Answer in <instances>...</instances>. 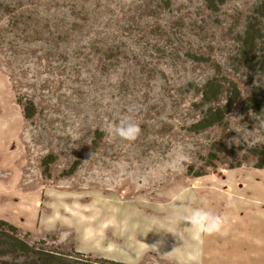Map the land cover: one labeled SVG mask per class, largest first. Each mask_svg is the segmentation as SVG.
<instances>
[{
	"label": "rangeland",
	"instance_id": "obj_1",
	"mask_svg": "<svg viewBox=\"0 0 264 264\" xmlns=\"http://www.w3.org/2000/svg\"><path fill=\"white\" fill-rule=\"evenodd\" d=\"M249 27L263 39L247 54ZM217 72L238 100L195 132ZM254 87L264 0H0V220L36 247L121 264H264L251 154L264 149V101L242 112ZM126 116L134 142L106 133ZM177 145L185 163L160 175ZM200 206L229 218L223 234L197 241L169 224Z\"/></svg>",
	"mask_w": 264,
	"mask_h": 264
},
{
	"label": "trees",
	"instance_id": "obj_2",
	"mask_svg": "<svg viewBox=\"0 0 264 264\" xmlns=\"http://www.w3.org/2000/svg\"><path fill=\"white\" fill-rule=\"evenodd\" d=\"M263 36L255 34L252 28L246 31L242 38V45L245 52L251 53ZM217 76L208 80L200 90L201 104L207 106L203 110L200 120L191 125L193 131L197 132L208 129L214 125L222 124L226 117L233 111V108L239 97V89L235 83L224 77V80ZM224 82H228L227 98L223 105L212 106V103L218 101L219 96L224 90ZM264 101V91L254 87L251 95L243 102L242 112L247 114ZM33 110V109H31ZM31 117L30 112L26 114ZM251 154L256 157L255 167L261 169L264 167V149H253ZM85 254L72 250L63 252L58 248L36 247L19 237V231L11 224L0 220V264H121L106 259H92L90 257H81Z\"/></svg>",
	"mask_w": 264,
	"mask_h": 264
},
{
	"label": "clouds",
	"instance_id": "obj_3",
	"mask_svg": "<svg viewBox=\"0 0 264 264\" xmlns=\"http://www.w3.org/2000/svg\"><path fill=\"white\" fill-rule=\"evenodd\" d=\"M106 133L110 137L118 138L127 142H134L141 133L140 126L130 116H126L119 122L111 121L106 125ZM187 151L183 145H177L171 156L159 165V174L163 175L170 170L181 167L187 158ZM229 218L225 215L216 214L206 206L193 207L187 211H180L169 218L171 226L185 225L190 230L192 239L200 240L203 236L223 234ZM175 236L179 233H172Z\"/></svg>",
	"mask_w": 264,
	"mask_h": 264
}]
</instances>
